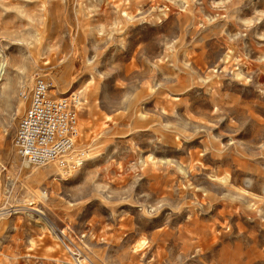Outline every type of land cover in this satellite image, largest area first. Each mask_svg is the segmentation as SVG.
Here are the masks:
<instances>
[{"label":"rangeland","instance_id":"374dc122","mask_svg":"<svg viewBox=\"0 0 264 264\" xmlns=\"http://www.w3.org/2000/svg\"><path fill=\"white\" fill-rule=\"evenodd\" d=\"M1 264H264V0H0ZM37 74L86 162L13 145Z\"/></svg>","mask_w":264,"mask_h":264},{"label":"built area","instance_id":"2783aa9c","mask_svg":"<svg viewBox=\"0 0 264 264\" xmlns=\"http://www.w3.org/2000/svg\"><path fill=\"white\" fill-rule=\"evenodd\" d=\"M20 97L29 105L13 137L17 154L33 165L57 164L65 174L81 167L89 148L81 141L80 96H53L48 79L37 74L32 87L21 90Z\"/></svg>","mask_w":264,"mask_h":264},{"label":"bare ground","instance_id":"6f19581e","mask_svg":"<svg viewBox=\"0 0 264 264\" xmlns=\"http://www.w3.org/2000/svg\"><path fill=\"white\" fill-rule=\"evenodd\" d=\"M0 74H1V70H0ZM26 163H28V162L26 161Z\"/></svg>","mask_w":264,"mask_h":264}]
</instances>
